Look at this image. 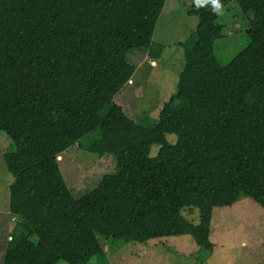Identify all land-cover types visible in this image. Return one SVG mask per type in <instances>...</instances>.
<instances>
[{"label": "trees", "instance_id": "16d2710c", "mask_svg": "<svg viewBox=\"0 0 264 264\" xmlns=\"http://www.w3.org/2000/svg\"><path fill=\"white\" fill-rule=\"evenodd\" d=\"M218 2L238 4L250 42L220 65L219 12L190 0L195 40L176 94L146 129L113 99L150 52L165 0H0V136L18 221L1 264H96L98 236L145 243L189 235L212 251L215 209L243 194L264 211V0ZM97 129L98 139L81 146ZM76 144L112 155L116 166L77 198L57 160ZM185 209L199 212L197 225Z\"/></svg>", "mask_w": 264, "mask_h": 264}, {"label": "rangeland", "instance_id": "374dc122", "mask_svg": "<svg viewBox=\"0 0 264 264\" xmlns=\"http://www.w3.org/2000/svg\"><path fill=\"white\" fill-rule=\"evenodd\" d=\"M189 9L190 0H165L149 49L156 64L150 65L148 57L141 56L132 76L133 83L126 84L113 99L126 116L146 129L156 125L163 104L177 92L178 76L185 66V46L192 47L198 24L197 18L189 15ZM220 9L224 32L215 41L213 52L224 66L250 42L246 33L249 19L236 2ZM138 56L135 54L130 60L136 61ZM99 133L97 129L83 138L81 146L98 139ZM4 136H0V264L7 240L18 224L9 212V188L14 177L7 171L3 158V153L9 150ZM166 140L175 144L177 138L169 134ZM78 145L69 148L58 160L66 185L78 190L72 192L75 198L92 190L102 176L116 172L112 155L99 157ZM158 151L159 146H152L150 156L155 157ZM182 214L192 224L199 223L197 210L185 209ZM98 239L103 252L92 258L96 264H264V211L243 194L233 206L215 209L211 221L212 251L197 248L189 235L145 243H111L100 236Z\"/></svg>", "mask_w": 264, "mask_h": 264}, {"label": "clouds", "instance_id": "9594fccd", "mask_svg": "<svg viewBox=\"0 0 264 264\" xmlns=\"http://www.w3.org/2000/svg\"><path fill=\"white\" fill-rule=\"evenodd\" d=\"M208 2H210L213 5V11L219 12L221 10L218 0H195L197 6H202L204 3H208Z\"/></svg>", "mask_w": 264, "mask_h": 264}, {"label": "crops", "instance_id": "0c3cea01", "mask_svg": "<svg viewBox=\"0 0 264 264\" xmlns=\"http://www.w3.org/2000/svg\"><path fill=\"white\" fill-rule=\"evenodd\" d=\"M148 57V59H149V63H150V65H155L156 64V62L152 59V58H150V53H146L145 54V57ZM144 57V58H145ZM131 82L133 83V81L131 80ZM130 84V83H129Z\"/></svg>", "mask_w": 264, "mask_h": 264}, {"label": "water", "instance_id": "95a60500", "mask_svg": "<svg viewBox=\"0 0 264 264\" xmlns=\"http://www.w3.org/2000/svg\"><path fill=\"white\" fill-rule=\"evenodd\" d=\"M57 160H60V156L57 158Z\"/></svg>", "mask_w": 264, "mask_h": 264}]
</instances>
